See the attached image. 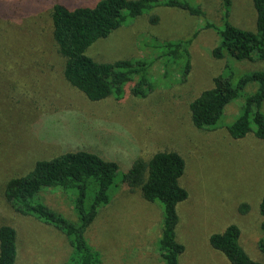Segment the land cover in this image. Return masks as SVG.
Returning <instances> with one entry per match:
<instances>
[{"label":"rangeland","instance_id":"rangeland-1","mask_svg":"<svg viewBox=\"0 0 264 264\" xmlns=\"http://www.w3.org/2000/svg\"><path fill=\"white\" fill-rule=\"evenodd\" d=\"M3 1L2 15L5 13L8 29L3 37L8 40L0 39V225H16L19 234L35 232L42 242L56 238L59 232L53 225L38 219L41 224L35 229V225L30 226L34 216L14 217L17 212L6 201L4 186L10 178L31 169L39 158L78 146L91 147L117 161L119 170L110 202L99 208L87 229L88 242L100 253L102 264H164L156 250L162 205L144 199L139 188L130 190L122 175L134 160L135 148L146 147L151 153L171 147L186 160L180 182L189 192L177 206V236L185 244L181 264H231L209 241L211 233L230 223L240 227L239 240L248 254L264 261V251L259 247L264 236L259 211L264 194V139L253 132L239 139L230 135L227 126L238 114L242 98L226 106L216 127L197 128L190 118L191 100L212 85L228 59L239 73L264 65L261 60L238 61L212 54L220 38L216 26L223 27L221 0H189L205 10L215 27L201 28V18L182 8L157 5L94 42L88 54L113 62L147 56L146 43L193 36L192 68L184 81L162 79L157 62L150 68L155 89L146 97L134 96V82H130L123 98L109 96L101 101L86 99L64 80L65 60L55 44L51 18L57 1L75 7L97 0ZM153 13L159 15L158 23L150 21ZM256 15L252 0H231L229 19L234 25L255 30ZM256 86L250 82L245 92ZM74 195L59 187H44L35 200L77 221ZM243 202L250 205L245 213L239 210ZM30 249L36 254L21 263L50 260L42 258L50 253L43 243ZM58 251L60 262H68V243Z\"/></svg>","mask_w":264,"mask_h":264},{"label":"trees","instance_id":"trees-1","mask_svg":"<svg viewBox=\"0 0 264 264\" xmlns=\"http://www.w3.org/2000/svg\"><path fill=\"white\" fill-rule=\"evenodd\" d=\"M252 1L257 13L255 30L234 25L229 19L231 0H221L223 27L216 26L220 38L212 49L215 57L228 55L238 61L250 59L264 63V0ZM3 4L4 1L0 0L1 40L7 39L3 33L8 30L3 17L5 13L2 15ZM157 5L182 8L201 18V28L215 27V23L206 17L205 10L189 0H97L91 5L75 7L55 2L51 10L52 34L57 50L65 60L62 74L66 83L91 101H101L109 96L121 99L130 82H134L131 88L134 96L146 97L155 89L150 68L157 62L162 68V79L184 81L192 68L190 45L193 36L146 43L147 56L121 58L113 62L99 61L88 54V48L98 39L107 37L127 21ZM159 20L158 14H151L152 23ZM231 61L228 59L225 70L214 76L210 87L204 88L191 100V121L200 129L216 127L226 106L242 98L238 114L227 126L230 135L239 139L253 132L257 138L264 139V65L239 73ZM250 82L257 86L253 91L245 92ZM134 150V160L123 173L122 180L132 191L139 188L144 199L161 203V233L156 250L164 264H181L185 244L177 236L180 222L177 206L189 194L180 182L186 160L181 152L171 147L158 148L151 153L146 147ZM118 170L119 163L101 151L78 146L48 158H39L26 173L6 182L4 196L16 212L53 225L68 241L69 261L46 264H102L100 253L88 242L86 232L99 208L110 202ZM44 187L74 192L73 207L77 221L68 219L43 201L35 200ZM249 208L246 202L239 206L243 213ZM259 211L262 216L260 228L264 234V194L259 202ZM240 235V227L230 223L223 230L211 233L209 241L231 264H264V261L253 259L248 254L240 243ZM259 247L264 251V236L259 240ZM16 258L17 230L14 225L3 223L0 225V264H18Z\"/></svg>","mask_w":264,"mask_h":264},{"label":"crops","instance_id":"crops-1","mask_svg":"<svg viewBox=\"0 0 264 264\" xmlns=\"http://www.w3.org/2000/svg\"><path fill=\"white\" fill-rule=\"evenodd\" d=\"M17 215H22L20 213H16L14 215V217H16ZM22 216H28V215H22ZM43 222V221H42ZM45 223V222H43ZM41 224V221L38 219H34L32 220V222L30 223V226L35 225V229L38 227V225ZM47 224V223H46ZM16 230H17V258L16 261L18 264H23L21 263L22 259L27 257V256H34L36 254V252L31 251V247L34 246H38V245H43L47 248V251H50L49 254H44L42 256V258H45V256H47V258H50V260H47L45 262H41V263H37V264H46V263H56V262H60V256L58 257V250H61V246L62 244H67L68 241L65 238V236L57 229V228H53L54 231H58L59 233L56 234V238L50 239L49 241H45L42 242V237L38 236L35 232L33 233H23V234H19L18 231V227H16V225H14ZM59 235V236H58ZM55 237V236H54ZM31 246V247H29ZM58 248V249H57Z\"/></svg>","mask_w":264,"mask_h":264}]
</instances>
